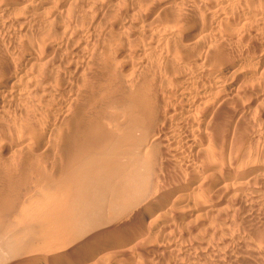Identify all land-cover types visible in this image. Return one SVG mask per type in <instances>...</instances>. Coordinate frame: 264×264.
<instances>
[{
    "label": "bare ground",
    "instance_id": "1",
    "mask_svg": "<svg viewBox=\"0 0 264 264\" xmlns=\"http://www.w3.org/2000/svg\"><path fill=\"white\" fill-rule=\"evenodd\" d=\"M101 1L0 0V118L17 103L33 99L51 104L54 96L67 95L63 104L59 100L57 117H51V110L43 118L32 110L29 122L0 129V153L12 159L8 168L17 173L8 178L7 187H0V206H43L45 188L55 189L59 178L74 181L71 172L77 175L93 160L135 170L125 173V183L130 176H142L159 156L166 163L185 164L186 150L196 156L206 151L208 130L217 143L216 121L230 103L249 101L255 88H264V4L247 1L239 9L236 0H153L132 16L111 14L108 5L106 23ZM97 7L103 12L91 15ZM170 9L184 11L171 15ZM224 23L229 37L243 31L236 39L239 46L211 50L206 39L221 36ZM129 28L138 30L139 37L125 36ZM245 104H235L237 122L248 116ZM207 159V176L178 186L182 200L206 199L192 213L171 210L180 200L170 201L172 189L162 186L112 226L90 229L69 255L53 264H87L85 258L110 240L119 243L155 229L163 237L187 230L193 214L202 209L215 220L226 206L242 200L264 204V164L233 168L216 154ZM50 160L55 170L63 166L69 175L48 171ZM31 183L38 193L21 202Z\"/></svg>",
    "mask_w": 264,
    "mask_h": 264
},
{
    "label": "rangeland",
    "instance_id": "2",
    "mask_svg": "<svg viewBox=\"0 0 264 264\" xmlns=\"http://www.w3.org/2000/svg\"><path fill=\"white\" fill-rule=\"evenodd\" d=\"M102 1L103 6L100 4L102 8H99L103 9V11L107 10L104 12L105 14L103 13L104 17L102 18L107 23L106 14L110 16L109 13L120 12L132 16L142 10L143 3L153 0H127L130 2H125V0L118 5H113L114 0ZM239 1L243 2L238 4L237 2ZM239 1L236 0L235 4H237L236 7L241 5V8L246 5L245 2L247 1L248 4L252 1L257 4H264L263 0ZM108 5L113 10H110ZM233 6L232 9L237 12L235 5ZM99 8L97 7L92 11L91 15L95 12L101 14L103 11H100ZM108 9L110 10L109 13H107ZM170 10L171 15H177V12L184 11H181V9H179L180 11L176 9L177 12L175 9V12L173 9ZM221 28L223 29L221 36L217 34L214 37V34H212L207 38L211 36L214 38L206 39L212 45L210 47L211 50L223 48L222 46L229 49L238 47L239 44L236 43V39L241 38L243 31L240 30L234 37H229L225 33V23L221 25ZM126 30L123 33L125 36H130L133 39L139 37L140 33H137L138 30L134 31L130 28ZM110 36L106 35L107 39ZM130 62H128L129 65ZM135 64H137V61L132 63V65ZM253 95H255L254 98L252 97L249 101H243L247 105L248 116L242 119L243 121L237 122L233 111L243 102L236 101V103H230V112L227 111L224 115H220L221 118L219 117L216 121L219 124H216L219 134L216 140L217 143H215V139L211 137L208 130V139L205 142H207V146L209 147L206 146V151L197 156L195 152H192V149L186 150L185 155L183 154L185 158L187 157V163L185 164L180 160L174 163H166L164 158L159 156L160 158H158L154 166L152 165V167L142 171V176H130L128 178L129 182L125 183L124 179H122V177L126 179L125 173L131 175L135 170L129 167L123 168L119 164L114 165L112 162L98 164L93 160L91 161L92 163L87 164L88 166L81 167L77 175H74L76 172H71L70 175L74 177V181H65L63 178L61 181L59 178L55 189L45 188L44 191L47 192L44 193L45 195L48 193V195L44 197L43 204L47 206H0V264H53V261L61 260L69 255V252H71L70 248L77 241L81 240L90 229L112 226L121 217L132 214L141 201L153 196L162 186L167 187L168 185L170 187L169 190L172 189L171 191L168 190L170 201L174 200L175 202L176 200H180L176 204L171 205V210L178 213H185L186 211V213H192L189 212L191 211L190 209L194 208V206H200L206 199H203V202L201 198L200 200L198 197L193 198L190 196V199L186 198L182 200L178 196L180 194L178 186L182 183H191L194 179L196 181L198 179L201 180L204 176H207L206 172L204 173V168L211 163L207 157L216 154V157L224 161L226 167L233 168L236 166L242 168L245 165L251 166V164L253 165L252 162L255 165L256 163L264 164V88H255ZM57 98H61L62 100ZM63 99L66 101L67 95L61 93L58 97L54 96L50 100L52 106L49 102L40 103L33 99L31 101L28 100V102L33 101L31 104L28 102L17 103L15 107L12 106L10 108V111L7 110L9 113L0 118V129L7 126L11 128L20 123L29 122L33 111L36 114H41L43 118L45 112L51 110V117L54 115L55 118L58 116V110L62 106L61 103L65 102ZM235 104L237 107H235ZM53 106L54 109H52ZM231 122H234V124ZM198 137L201 136L198 134ZM200 140H203V137ZM1 146L2 141L0 142V148ZM217 150L221 151V155L224 152L222 157L221 155L218 156ZM55 152L51 153L52 156L57 155ZM224 155L225 158H223ZM195 156L199 159L200 164ZM8 161H12V159L10 157L8 159V155L1 152L0 187L3 188L7 187L8 178L12 174H17L14 167L8 168ZM46 165L48 171L69 173V170L66 172L67 169L63 168V166H60L61 170H59L60 167L58 169V166L55 170L52 167L54 165L52 160ZM156 165L158 167L155 168ZM192 168L195 170L193 171ZM150 169L151 171H149ZM7 170L10 171L8 172ZM80 172H82L83 177L86 174L88 178L86 176L84 177L86 179L82 178ZM118 173L119 175H117ZM27 188L26 191H23L24 194L20 198L21 202L32 198V196L38 193L34 183H31ZM241 202H237V205L231 206V208L226 206L215 220L208 216L205 209L195 212L192 220H190L192 222H189L190 228H187L188 231L186 229L179 230L177 233L175 232L167 235V237H163L156 234L157 231L155 229L143 234L144 236L133 237L131 235L130 239L119 243H111L110 240L97 248L98 253L95 256L90 255L84 261L87 264H264V204L254 205L247 200H242ZM186 204L189 206L188 208L184 207L187 206ZM105 236L106 234H103V238ZM75 262L79 263L80 260Z\"/></svg>",
    "mask_w": 264,
    "mask_h": 264
}]
</instances>
